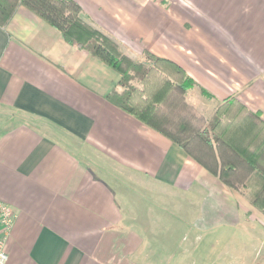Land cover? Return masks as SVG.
I'll return each mask as SVG.
<instances>
[{
	"label": "crops",
	"instance_id": "1",
	"mask_svg": "<svg viewBox=\"0 0 264 264\" xmlns=\"http://www.w3.org/2000/svg\"><path fill=\"white\" fill-rule=\"evenodd\" d=\"M73 1L127 56L179 65L204 108L234 97L264 120V0ZM118 79L25 6L0 26L6 264H202L203 244L207 264H264L247 190L110 103Z\"/></svg>",
	"mask_w": 264,
	"mask_h": 264
},
{
	"label": "trees",
	"instance_id": "2",
	"mask_svg": "<svg viewBox=\"0 0 264 264\" xmlns=\"http://www.w3.org/2000/svg\"><path fill=\"white\" fill-rule=\"evenodd\" d=\"M19 5L59 29L67 42L119 73L117 83L106 95L110 103L177 143L231 187L236 185L225 174L235 172V162L245 165L246 179L256 183L249 188L250 202L264 215V120L259 111L249 110L233 97L219 102L202 127L195 128L185 118L171 126L169 113L161 105L169 98L168 92H175L174 99L184 106L187 89L196 86L203 91L179 65L148 51H143L142 59L127 56L114 39L80 18L81 7L73 0H0V26L9 22ZM224 159H229L227 164L222 163Z\"/></svg>",
	"mask_w": 264,
	"mask_h": 264
},
{
	"label": "rangeland",
	"instance_id": "3",
	"mask_svg": "<svg viewBox=\"0 0 264 264\" xmlns=\"http://www.w3.org/2000/svg\"><path fill=\"white\" fill-rule=\"evenodd\" d=\"M138 56L137 58L142 59L144 54L142 53L140 57ZM129 57L134 58L135 56L131 54V56ZM198 94H199V90L196 88L193 89L192 87H190L189 89H187L184 93V106H183L181 104L178 105L179 102L174 99V97L176 96L175 92L173 91L170 93L168 92L166 97L169 98L166 99L161 105L164 108L163 111L166 110L169 113L168 119H169V124H171V126H174L176 124L179 125L180 123L178 124V122H180L179 119L181 118H185L190 124H193L195 128L202 127L204 125L205 119L208 118V116L213 113L216 106L204 108V101L198 98ZM185 104L187 107H185ZM228 161L229 159L228 160L224 159L222 163L227 164ZM209 163L211 162L209 161ZM234 165L236 167L235 172L232 174L230 172L229 174H225V178L229 182L240 188L241 191L247 190V197H249V188H254L256 186V183L254 179L251 178L246 179L247 168L245 167V165H241L236 162L234 163ZM238 232L240 233V230H238ZM205 246L206 245L203 244V247L200 248V252L199 250L196 251V253L201 254L202 259L203 258L206 259L204 261H200V263L202 262V264L208 263L207 258L209 255L207 253L210 252V248H208V246L206 247ZM216 250L218 251V249ZM217 251H214V253H216ZM194 257H197V255H194Z\"/></svg>",
	"mask_w": 264,
	"mask_h": 264
},
{
	"label": "built area",
	"instance_id": "4",
	"mask_svg": "<svg viewBox=\"0 0 264 264\" xmlns=\"http://www.w3.org/2000/svg\"><path fill=\"white\" fill-rule=\"evenodd\" d=\"M14 221V212L12 208L0 200V227L2 239L0 240V264H6L8 254L4 249V242L9 236Z\"/></svg>",
	"mask_w": 264,
	"mask_h": 264
}]
</instances>
